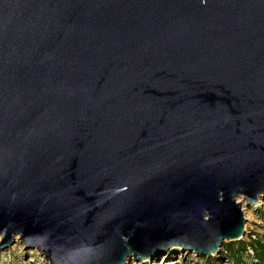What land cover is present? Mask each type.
I'll return each instance as SVG.
<instances>
[{"label": "water", "instance_id": "water-1", "mask_svg": "<svg viewBox=\"0 0 264 264\" xmlns=\"http://www.w3.org/2000/svg\"><path fill=\"white\" fill-rule=\"evenodd\" d=\"M260 197L264 0H0V250L214 255Z\"/></svg>", "mask_w": 264, "mask_h": 264}, {"label": "rangeland", "instance_id": "rangeland-1", "mask_svg": "<svg viewBox=\"0 0 264 264\" xmlns=\"http://www.w3.org/2000/svg\"><path fill=\"white\" fill-rule=\"evenodd\" d=\"M238 200L241 201L242 197H239ZM260 200L258 203L250 206H247L246 203L243 204V210L247 218L246 232L242 238L245 241H248L251 235L264 240V198L260 197ZM234 241H226L220 253H216L213 256L210 255L212 257L211 260L204 258L208 257L207 255L200 256L183 250L180 247H171L162 250V252L155 253L152 258H147L143 262H136L132 259L128 264H219L217 261H214L216 259L215 256L223 255L225 253L223 251L225 244ZM250 254H252L251 251ZM246 262L249 264H259L258 262H252L251 256L246 257ZM0 264H51V262L47 261L35 248L23 243L19 236H16V240L12 245L3 247L0 250ZM220 264L231 263L224 260Z\"/></svg>", "mask_w": 264, "mask_h": 264}, {"label": "trees", "instance_id": "trees-1", "mask_svg": "<svg viewBox=\"0 0 264 264\" xmlns=\"http://www.w3.org/2000/svg\"><path fill=\"white\" fill-rule=\"evenodd\" d=\"M223 251L225 253L223 255L221 254L222 256H215L216 259H214L219 264L224 260H227L231 264H249L246 262L247 256L252 257V262L264 264V240L253 235L249 237L248 241L240 239L232 243H226ZM250 251L252 254H250ZM207 256L204 257L206 260L212 259L210 255Z\"/></svg>", "mask_w": 264, "mask_h": 264}]
</instances>
